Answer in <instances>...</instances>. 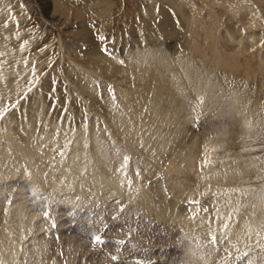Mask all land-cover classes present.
I'll return each mask as SVG.
<instances>
[{
    "label": "rangeland",
    "instance_id": "1",
    "mask_svg": "<svg viewBox=\"0 0 264 264\" xmlns=\"http://www.w3.org/2000/svg\"><path fill=\"white\" fill-rule=\"evenodd\" d=\"M139 63L143 64L139 69L145 76L152 70L163 74L165 86L160 91L164 92L159 93L161 102L157 105L153 102V91L147 87L146 77L144 81L142 79L144 83L136 79L135 69ZM148 100L153 108L149 115L154 113L155 121L173 122L169 125L173 130L170 134L166 131L157 133L160 127L157 128L153 117L138 115L139 108L145 109ZM165 109L173 113L169 117L163 116ZM115 112L119 114L110 117ZM26 115L32 119L38 146H50L51 166L57 165L58 155L67 146L73 148L72 145L79 142L75 148L89 145L84 153L96 157H88V166H95L96 160L101 164L105 156L116 163L120 159L117 154L125 152L118 149L115 152L110 146L113 139L109 130L113 131V124L120 123L125 126H119V130L136 127L140 131V141L136 147L132 146L134 149L125 159L121 158L124 164L117 168L126 169L127 181L138 176L146 193L150 190L147 194L156 196L157 205L172 198L177 189L169 190L173 185L169 178L171 172L165 168L168 157L189 159L192 150H203L205 139L219 138L220 144H216V152L210 154L209 160L219 158L232 165L234 168L229 170L239 172L235 175L237 186L231 188L232 196L233 193H249L250 197L260 195L253 202L264 211V0H0V124L20 118L23 122ZM144 119L148 122L145 129L140 124ZM91 124L95 127L89 128ZM44 126L45 130H42ZM164 127L161 129L167 130V124ZM235 129L237 132L233 133ZM99 131L101 133L97 134ZM27 132L32 135L31 129ZM159 134L161 137L157 136ZM101 135H107L105 140L109 141L101 152H97V145L102 140L92 137L101 138ZM222 135L227 139L220 138ZM165 137L172 144L167 143L164 153L171 154L165 158L164 153L161 157L157 155L156 160L148 161L151 162L146 165L148 167H142L137 158L144 160L146 152L144 149L135 151L141 144L143 147L152 143L157 146L159 139L166 140ZM40 149L33 150L35 158L42 154ZM99 154L100 158L97 157ZM82 159L85 160V156ZM74 162L77 163L72 161L73 167ZM40 164L42 173L50 174L44 162ZM61 167L60 172L65 173L64 165ZM94 171L98 173V170ZM182 173L177 177L185 176L186 173ZM58 176L55 171L54 181ZM6 182L0 199L8 200L5 204H11L9 200L15 197L18 202L23 201L33 209L30 212L38 214L34 223L41 227L33 233L35 239H25L23 248H17L18 253L13 256L18 259L13 264H112L113 257L129 254L128 247L121 248L125 242L146 247L149 258L154 245L169 243L166 258L160 259L158 264H180V259L190 255L192 260L198 252L194 246L202 250L199 251L201 254L219 249L216 257L231 258L237 253L229 246L227 233L206 234L207 247L193 242L194 245L188 236L177 233L180 227L175 225L177 218L169 219L170 222L166 219L169 224L164 219L161 221L143 211L141 203L135 206V202L124 194L125 197H116L114 192L107 193L110 191L107 187L99 191L100 196L92 198L90 196L97 191L91 192L90 187H86L85 195L78 194L73 201L63 203L62 208L51 203L52 197L46 190L31 191L30 182L22 179ZM44 183L48 185L49 182ZM128 189L132 190L131 185ZM70 192L73 194V190ZM107 194L109 197L105 196ZM250 199L245 197L243 209L238 207L240 213L251 206ZM192 201L181 198L177 202L179 208L182 204V209L190 214L198 203ZM57 211L63 214L57 216ZM260 214H263L260 216L262 230L264 213ZM3 216L0 214V237ZM64 216L68 218L64 219ZM179 235L184 243L188 240L186 244L181 241L185 247L178 243ZM96 237H102L104 242H96ZM109 238L120 240L118 252L106 249L118 245L110 243ZM82 248L85 251H81ZM104 253L110 259L103 257ZM161 253L160 248L154 256L161 257ZM142 254L143 251L133 253L144 260ZM246 256L244 262L237 264H245V260L251 259ZM236 261L232 263L236 264Z\"/></svg>",
    "mask_w": 264,
    "mask_h": 264
},
{
    "label": "bare ground",
    "instance_id": "2",
    "mask_svg": "<svg viewBox=\"0 0 264 264\" xmlns=\"http://www.w3.org/2000/svg\"><path fill=\"white\" fill-rule=\"evenodd\" d=\"M134 63H135V61H134ZM134 63H132L133 66H135ZM132 64H130V65H132ZM142 66H143V64L139 63L138 67H136L137 69H135L137 72V75H138V76H136V79L138 81H139V79L141 81L143 79V81H144V78L146 77L147 85H148L147 87H149V89H151L153 91V97H152L153 102L155 103V105H157V103L161 102V97H160L159 93L164 92V91H160L165 86V80H163V74L161 72H159L158 70H152V71H150V73L147 76H145L142 72H140V69H139ZM166 76L170 77L168 74H166ZM2 88H4V87H2ZM138 104H139V106H143L141 101L138 102ZM144 107H145V109L141 108V110L139 108V110L137 112L138 115L148 116V118L153 117L154 121L157 120L154 113L152 115H149L153 111V108L150 105L149 100L146 102ZM243 112L244 111H242V113ZM113 113H112V115H110V117H114V116L119 114V113L115 112L116 114L113 115ZM172 113L170 111H168L167 109H165V113H163L162 115L169 117ZM239 116H238V118H239ZM243 117H244V115H243ZM31 118H33V117H31ZM118 118L119 117H117L116 119H118ZM20 119H18L17 121H13L12 123H14V124H12L11 121L5 122L4 125L0 124V126L2 125V127H0L1 128L0 129V193H4L6 186H7L5 184L6 181H11L14 179L15 180L22 179L26 183L27 182L31 183L30 184V186H31L30 190L31 191L34 190L35 193H36V190H39V191L40 190H46L47 193L49 192V194H48L49 197H50V195L52 197L49 199V200H52L51 203L53 202V203H55V205H58L59 207L63 208L64 207V205H62L63 203H68V201H73L72 199L74 197L79 196L78 194H80V193L82 194L85 192L86 187H90L89 191H91V192H93V189L95 190L94 193L97 191L96 194L91 195L90 198H92L93 196H97V195L100 196L99 191L102 188L104 190H106L105 188L107 187L110 190L107 193H113L114 192V194H116V197H117V195L120 196V195L124 194L127 199L129 198L135 202V206H139L138 202L141 203L140 205L143 208V211L146 210L147 213L148 212L152 213V215L150 213H149V215H151L152 217L154 216L155 218L157 217V219L159 218V220L161 219V221H164L166 219L176 220V218H177L178 221H177V223H175V225L178 224V227L180 226L179 227L180 230L177 229L178 230L177 233L181 232V233H183L182 235H184L185 237L188 236V238L190 239V241H192V243L193 242H195V244L199 243V244L203 245L204 247H207L208 240L206 239V234H210V233L213 234V232H217V231L220 233L222 231V232H225V235H226V233L228 234L227 242L230 244L229 246L232 249H234L235 251H237V253H235V256L230 255L231 258L222 256V255L221 256L218 255L219 257H216L217 254L219 253V249L218 250L214 249V252L208 251L207 253L201 254L199 251H202V250H200L197 246H194L195 248L198 249V252L196 254H194V258L191 260L192 255L189 254L190 256L183 257L184 258L183 260L180 259V262H181L180 264H186V263L187 264H233L232 263L233 260H237L236 261V264H237L239 261H243L246 254H247L246 257H249L248 254L250 252H251V254H250L251 259H249L247 261L245 260V264H264V226H263L262 230H260V222L262 220V219H260V216L263 215V214H260V212L264 213V211H260V209H261L260 205H257L253 202V199L258 200L260 198V195L256 194L257 195L256 197H253V196L250 197V195H248L249 193L248 194L241 193L240 195L239 194L234 195V193H233V196H232L233 190L231 188H233L234 185L236 184L237 180H236L235 175H237V173H239V172L236 173L233 171L234 173H236V174H233V172H231L229 169L234 168V167L232 165H230L227 161H219L218 156H217V158H218L217 160L216 159L215 160H209L210 154L213 153V151H215L214 148H215L216 144L220 142V141H217L219 138H217V139H211L210 138L212 141L208 138L205 139L206 143H203L204 144L203 147L201 145L203 150L201 152H196V151L192 150L193 154L190 155L189 159H184V158L178 159V158L174 157L173 155H172V157H170L169 154H171V152L169 154L167 152L164 153V151H165L164 149H165L167 143L169 142L172 144V142L169 139H166V137H165L166 140H164V138L163 139L160 138L159 139L160 141H158L157 146L155 145V143H152L151 145L147 146V144H144V142H143V144H144V147H143V145L140 142L141 147L138 146L139 149L135 152L142 151L143 149L146 152L145 154H143L146 156L144 160L136 157L137 160L141 161V163L139 162V164L142 167H145V168L148 167L146 165L148 163H151L148 161L156 160L155 156H157V155H159L161 157V156H163V153H164V158L169 156L168 157L169 163L167 165L165 164L166 165L165 168L168 169L167 172H171L170 173L171 175L169 178H171V183L173 186H170L171 188L169 190L176 189V188L177 189L171 195L172 198H169V199L167 198L165 200L163 199L165 202L164 203L159 202L157 205L156 204V198H155L156 196L153 197V196L147 194V193H149L150 190H148V192L146 193L147 189L144 190V188L142 187V182L140 181V178L138 176L137 177L135 176L133 181H132V178H131V180L129 179V181H127V180H125V178L127 177V176H125L126 169L124 168L122 170V169L117 168V167L121 166L120 164H124L123 160L126 158V156L129 155V154L127 155V153L131 152L134 149V147H136V145H138V143H139L138 141H140L139 139L141 138V136L138 137L140 131L136 127L134 128V126H133L134 129L131 128L130 130L128 128L126 130H122L123 128H121L119 130V126H125V125L118 122L120 124H113V131H112V129L109 130L110 131L109 135H111V137L113 139L112 141L113 142L115 141V143H113L111 141L112 143L110 144V146L115 150V152L118 150H121V151L123 150L125 152L124 154H119V153L117 154V156H120L119 157L120 159L116 163L114 161L108 159L105 156L101 160L102 161L101 164L98 162V160H96L97 164L95 166H92L91 164H90L91 166L90 165L88 166V164H86V161H89V158L92 159L93 157L94 158H96V157L93 155L89 157L90 154L86 155V153H87L86 150L88 149L89 145L81 146V149L75 148L79 145V143H81V142H79V143H76L75 146L72 145L73 148L70 146H67L66 150L62 151L58 155L59 158H58L57 165L51 166V164L53 163L51 160L53 155L51 153L50 146H47L45 148L39 147L38 146L39 141L34 137V135H36V133H35V129H34L35 127H33V124H32L33 123L32 119L29 120L30 118L27 115L24 117L23 122ZM136 121L138 123L139 120H136ZM155 122H157V121H155ZM140 124H141V127L143 125L144 129H145V126H147L148 122H146V119H144V122H142ZM156 124H157V128L160 127V130H158L157 133H161L162 131H166L169 133V132L173 131L171 128H169V125L173 124L172 121H170V123L157 122ZM166 124H167V128H166L167 130H164L163 128L161 129V126L164 127V125H166ZM132 125H129V126L131 127ZM150 126H149V128H150ZM173 126H176V125L174 124ZM90 127H95V126H93V124H91L89 126V128ZM30 129L32 130V135L30 132H27ZM107 129H109V128L107 127ZM42 130H45V126L42 128ZM93 131L96 132L95 130H93ZM142 131L143 130H141V133H142ZM235 132H237L236 129L234 130L233 133H235ZM99 133H101V132L100 131L97 132V134H99ZM150 133H148V134H150ZM163 133L161 135H163ZM103 134H105V133H103ZM152 134H153V132H152ZM102 135H101V138H98L95 136L92 137V139H99L98 141L102 140V143L100 145H97V152H99L101 150V148L107 144V141H109L108 139H107V141L105 140L108 137L107 135L106 136L104 135L103 137H102ZM120 135L121 136L124 135L128 139L124 138V139H126V140H124V139H122V137ZM161 135L159 134L157 136L161 137ZM67 138H68V136H67ZM220 138L227 139V137L225 135H222V137H220ZM129 139H132V140L129 141ZM76 141H74L73 144ZM103 141H106V142H103ZM172 141L174 142L173 139H172ZM222 141L226 142L227 140H222ZM135 143H137V144H135ZM83 144H86V143H83ZM148 144H149V141H148ZM160 144H162V145H160ZM132 146H134V147H132ZM221 146H223V145H221ZM106 147L104 148V150L107 149ZM35 148H37V149L41 148L40 152L42 153L39 157H36V158H35V156H33V150ZM169 149H170V147H169ZM114 150H112L113 153H114ZM89 151H90V149H89ZM84 152H86V153H84ZM69 153H71V154L69 155ZM80 154H82V155H80ZM84 156L86 158L85 160L82 159ZM100 156L101 155L99 154L97 157L100 158ZM123 157H124V159H121ZM168 159H164L163 161L166 162ZM182 160L184 161V165H183ZM72 161L77 162V163L74 162L75 164L73 163L75 165L74 167L71 164ZM212 161H214V163H212ZM41 162H44V165H46L47 169H49V171H50V174H47V176H45L41 171L42 170V167H41L42 165L40 164ZM63 165L65 167L64 168L65 173L60 172V170L62 169L61 166H63ZM125 165L127 167V164H125ZM115 166H116V168H114ZM201 167H203L204 170H202ZM94 169L98 170L97 174H95L96 172L94 171ZM236 169H237V167H236ZM68 170L70 173H72L71 176H70ZM55 171H58L59 176L54 181L53 176H54ZM237 171H238V169H237ZM182 172H184V174L186 173L185 176L181 175L182 176L181 178L177 177V176H179L178 173L183 174ZM190 172H191V174H190ZM87 173H90L91 175L93 174V176H89V174L87 176ZM74 174H78V176H74ZM95 175L96 176L98 175V176L95 177ZM196 176L199 178V180L198 179L195 180ZM131 177H133L132 174H131ZM176 178H178L179 180L178 179L176 180ZM237 179H241V178L237 177ZM246 179H247V177H246ZM183 180H186V184H183ZM242 180H240V181L242 182ZM44 181L49 182L48 185H46L44 183ZM125 181H127V182H125ZM125 184H126V186H125ZM129 185H131L132 190L128 189ZM235 186H237V185H235ZM125 188H127V189H125ZM71 190H73V194L70 192ZM238 192H239V190H238ZM27 193H28V191H27ZM81 194H80V196H82ZM235 194H236V192H235ZM84 195H85V193H84ZM110 195L113 196L112 194H110ZM105 196L109 197L108 194ZM246 196L248 198H251L249 200V205L251 204V206L250 207L247 206L248 208L245 209L246 212L243 210L244 212L240 213L239 209L242 206H244L243 200L245 199ZM10 197H9V199H10ZM0 198H3L1 194H0ZM181 198L183 200L186 199L188 201L193 200V201L198 202L197 206L194 207V209L191 211L190 214L186 213V211H184L182 209V204H180V208H179V206H178L179 203L177 201L181 200ZM117 199H119V198H117ZM17 200L18 199H16V197H15L12 200H9V202L11 204H5L8 200L5 201V199L4 200L0 199V202H1L0 203L1 204L0 205V214L4 215L3 216V234L0 237V264H13L14 263L13 261L18 259L16 257L14 258V256H15L14 253L15 252L18 253V251H16L17 248L18 247H19V249L23 248V244L25 242L24 241L25 239L26 240L28 238L35 239L33 233L36 232V230L40 231V228H41V227H36L37 225L35 226L36 223H34L35 222L34 217H36L38 214H35L33 211L30 212L31 210H33L31 207H28L23 201L20 200L18 202ZM88 200H89V198H88ZM231 200L234 201V203H236V204L238 203V204L236 205L234 203H231L230 202ZM80 201H79V203H80ZM90 201L93 202V200H90ZM247 201L248 200H246V202ZM134 202H133V204H134ZM251 202H253V203H251ZM26 203H28V202H26ZM51 203H49V204H51ZM136 203H137V205H136ZM28 204H33V202H30ZM130 204H132V203H130ZM65 206H66V204H65ZM76 206H77V204H76ZM261 206H262V204H261ZM238 207H240V208H238ZM183 208H185V207L183 206ZM205 209H207V211H205ZM242 209H243V207H242ZM57 210H60V209H57ZM201 210H203V211L201 212ZM38 212H39V210H38ZM59 214L62 215L63 213L58 212L57 216ZM200 215H203V216H200ZM227 215H228V217H227ZM65 218H68V217L64 216V219ZM162 219H164V220H162ZM170 220H169V222H170ZM165 222L168 223L167 220ZM171 223H172V221H171ZM263 223H264V220H263ZM61 225H58V226H61ZM172 225H173V223H172ZM175 225H173V226L175 227ZM46 227L48 228V224L46 225ZM59 229H61V228H59ZM175 231H176V229H175ZM0 233H1V229H0ZM214 234L217 235L216 233H214ZM110 236H112V235H110ZM110 236H108V237H110ZM118 237L119 236H117L116 238H118ZM183 240L184 239H182L181 236L178 239V243L182 247L184 246L183 244H186V241H188L186 239V241L184 243ZM212 240H210V241H212ZM252 240H254V242ZM181 241H183V244L181 243ZM167 244H169V243H165L164 245H162V244L158 245L157 244L158 246L154 245L155 247L154 246L152 247V245H151V247H152V251H151L152 257L151 258H149V256H148L149 251H148V249H145L146 247L145 248H139L138 246H135L134 244H131L128 242H127V244L125 242V244L123 246H121L118 243V245H116L114 247H110V249H109V247H107V248L105 247V248L108 250H112L114 253V252H118L119 246H121V248H124V247L127 248L128 247L127 252L129 254H127L126 256H119L118 255L120 258H116L117 257L116 256L114 259V262L111 260L112 264H115L116 262L118 263L119 259H125L128 257H133V256H135V255H133V253H137L138 251H140V252L143 251L142 256L144 255V257H145L144 261H143L144 263L158 264V261L160 259H163L165 257V254L168 252L169 247ZM254 244L256 246H254ZM201 245H199L200 248H201ZM78 246H79V243H78ZM78 246H77V248H78ZM98 246H100V245H98ZM80 248H81V246H79L78 249L80 250ZM160 248L163 250V253H161V257L154 256V255H156L155 253H157V251L160 250ZM216 248H218V247H216ZM202 249H203V247H202ZM223 249H222V251H223ZM33 250H36L35 246H34ZM37 250H38V246H37ZM248 250H250V251H248ZM81 251H85V248H82ZM78 252H80V251H78ZM228 252H229V250H228ZM105 253L103 254V257H106V259H107L108 256H105ZM85 255L87 256V254H85ZM195 255H196V257H195ZM101 257H100V259H101ZM167 258H169V256ZM108 259H110V257ZM104 260H105V258H104ZM169 264H171V263L169 262ZM172 264H174V262Z\"/></svg>",
    "mask_w": 264,
    "mask_h": 264
},
{
    "label": "snow or ice",
    "instance_id": "3",
    "mask_svg": "<svg viewBox=\"0 0 264 264\" xmlns=\"http://www.w3.org/2000/svg\"><path fill=\"white\" fill-rule=\"evenodd\" d=\"M100 38L103 39V37H100ZM205 211H207V209H205ZM95 239L98 241L100 238L96 237ZM213 239H215V238H213ZM113 259H115V257H113Z\"/></svg>",
    "mask_w": 264,
    "mask_h": 264
}]
</instances>
